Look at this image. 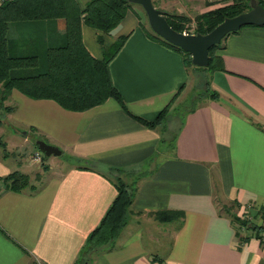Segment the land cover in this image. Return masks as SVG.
I'll return each mask as SVG.
<instances>
[{
    "label": "crops",
    "instance_id": "obj_1",
    "mask_svg": "<svg viewBox=\"0 0 264 264\" xmlns=\"http://www.w3.org/2000/svg\"><path fill=\"white\" fill-rule=\"evenodd\" d=\"M153 1L191 15L185 0ZM204 4L199 12L217 5ZM137 9L131 6L113 33L103 34L104 44L99 30L83 24V42L102 58L118 36L128 35L110 61L113 82L134 113L154 119L171 102L168 115L149 126L113 97L70 110L13 89L5 101L13 132L26 139L25 132L37 133L76 161L46 178L37 170L30 180L35 187L16 190L5 186L4 176L35 169L18 152L23 141L13 142L12 156L0 152V264H264L260 235L238 227L220 205L234 204L242 218L264 223L258 214L264 211V25L247 24L222 39L208 91L189 105L194 70L180 50L145 28ZM64 31L61 18L14 22L9 47L43 58L48 46L64 43ZM149 158L152 172L139 180L114 246L85 262V240L117 195V172L110 168H137ZM157 210L177 217L158 220Z\"/></svg>",
    "mask_w": 264,
    "mask_h": 264
},
{
    "label": "trees",
    "instance_id": "obj_2",
    "mask_svg": "<svg viewBox=\"0 0 264 264\" xmlns=\"http://www.w3.org/2000/svg\"><path fill=\"white\" fill-rule=\"evenodd\" d=\"M258 2L264 6V0H258ZM153 3L158 7L154 1ZM221 3L214 8L197 13L194 17L178 11L163 10V12L169 24L177 31L207 33L225 17L234 16L250 8V0H222ZM132 4L130 0H89L84 5L78 0H1L0 107L6 111L12 109V106L6 105L5 101L13 89H18L33 98L53 99L62 107L70 110H85L113 97L127 113L145 125L155 126L163 121L169 113L171 102L154 119H147L129 109L123 95L113 82L110 61L122 47L128 35L118 36L112 47L108 50L104 49L105 55L102 58L93 56L83 42L82 26L86 24L102 33L98 38L104 44L103 34L113 33ZM59 18L64 20L65 41L46 48L45 69L38 71L35 69L39 65L38 54H14L10 50L9 28L12 23ZM192 24L194 26L191 29ZM149 31L161 41L180 50L189 69L192 67L194 70H213L219 66L217 64L220 58L218 49L223 47L222 40L209 48L208 65L199 66L193 64L189 52L167 41L153 30ZM22 69L27 70L25 74L19 73ZM205 85L207 92V79ZM208 93L211 97H217V92L213 90ZM190 108L194 109L193 106ZM43 158L46 159V156L44 155ZM110 169L117 172L115 178L117 195L85 240V262L92 253L108 250L114 246L121 229L127 222L139 180L152 172L142 170L136 173L132 168L123 167H111ZM123 174L130 176L131 181L127 182ZM3 179L7 188L22 190L27 186L35 187L31 184L29 175L20 170L10 172ZM235 207L234 204L222 203V208L229 214L233 223L238 224V227L243 225L253 227L256 234L261 236L264 223L258 225L254 221L250 223L248 219L238 215L234 210ZM259 213L264 215L262 210L258 211ZM154 215L158 220L166 221L177 217V212L157 210Z\"/></svg>",
    "mask_w": 264,
    "mask_h": 264
},
{
    "label": "water",
    "instance_id": "obj_3",
    "mask_svg": "<svg viewBox=\"0 0 264 264\" xmlns=\"http://www.w3.org/2000/svg\"><path fill=\"white\" fill-rule=\"evenodd\" d=\"M140 4L146 12L152 30L167 41L189 52L195 65L206 66L209 63V48L221 42L229 32L247 24L264 25V6L258 0H250V8L234 16H227L207 33L180 32L168 22L162 9L156 7L153 0H130ZM27 133V132H25ZM36 146L46 156L61 154L62 150L44 139L37 138Z\"/></svg>",
    "mask_w": 264,
    "mask_h": 264
},
{
    "label": "rangeland",
    "instance_id": "obj_4",
    "mask_svg": "<svg viewBox=\"0 0 264 264\" xmlns=\"http://www.w3.org/2000/svg\"><path fill=\"white\" fill-rule=\"evenodd\" d=\"M210 1L214 2L217 5L222 4L221 3L222 0H210ZM156 5H157V3H156ZM204 5H205L204 0H185V6L190 10V14L192 17H194L197 13H199V9L202 8ZM132 6L135 8H138L137 10H139L140 15L143 18V25L145 26V28L148 30H152V28L149 24L146 12L143 9V7L140 4L134 3V2L132 4ZM193 26H194L193 24L190 25V28L192 29ZM64 34H65V31H64ZM34 43L35 42H33V44ZM43 58H42V56H40L39 65L35 67V69L37 71L45 69V67H46L45 66V63H46V59H45L46 53L45 52L43 54ZM190 69L194 70L192 67ZM26 71L27 70L22 69L21 71H19V73L25 74ZM28 71H30V70H28ZM208 71H210V70L209 69H207V70H196L195 69L194 71H192L194 74L193 80L191 79V86L193 87L192 88L193 93H191V91H190V95L187 99V101H189L188 104L191 103V105H192V103H194V102L197 103L198 101H200V97L206 93L205 81L209 75ZM192 96L194 98H192ZM5 104L7 105L6 102H5ZM8 106H10V105H8ZM7 116H8L7 111L5 109L3 110L0 107V120H1L0 123H2V125H0V142H6V144L2 143L3 145H1V143H0V152L1 153L7 152V154H8L7 156H12L11 153L15 147L13 142L18 141V143H20L21 141H23L21 145L17 146V149L19 148L18 152L24 154L23 162L30 165L31 169H35L34 171H31V173L29 174L30 178H31L30 180H35V173L37 170H41L44 174L43 177L46 178L47 174L50 173L51 171L58 170L59 167H62V168L67 167L70 165L71 161H76V160H71V156H69L68 154H66L65 151H63V152H61V154H51L50 156L46 157V160H48V161H47V165L45 166L46 167L45 169H43V167L37 168L40 165V162H41V164H43L42 161L44 160V158H41L40 162H38V161L32 162L31 161V157L33 156V153H35L36 151L39 150V148H38L37 150H35V152L34 151L32 152V150L36 147L34 139H36L35 136L37 135V133H30L29 131H27V134H28L27 136L29 137L27 139L24 138V135L20 132L14 133L13 132V128H14L13 124H15V123H14V121H12ZM78 161L80 162L81 160H77V162ZM153 161L154 160H151V158H149L147 161H145L141 165L137 166V168H132V169L135 170L136 173L138 171H142V170L143 171L144 170H150L149 168L152 167L151 165L153 164ZM81 163H83V162H81ZM84 163H86V162H84ZM98 167H101V166H98ZM22 168L24 170V166H22ZM102 170H109V169L107 167H104V168H102ZM28 171H30V170H28ZM123 176L127 182L131 181L130 176H126L125 174H123ZM40 182L41 181H38V182L36 181V183L38 185ZM220 205H222V203Z\"/></svg>",
    "mask_w": 264,
    "mask_h": 264
},
{
    "label": "built area",
    "instance_id": "obj_5",
    "mask_svg": "<svg viewBox=\"0 0 264 264\" xmlns=\"http://www.w3.org/2000/svg\"><path fill=\"white\" fill-rule=\"evenodd\" d=\"M184 32H188V31L185 30ZM43 156H44L43 153L40 150H38L35 153H33V156L31 157V159L34 160V161L40 162L41 161V158H43ZM260 240L264 244V232L261 234Z\"/></svg>",
    "mask_w": 264,
    "mask_h": 264
}]
</instances>
